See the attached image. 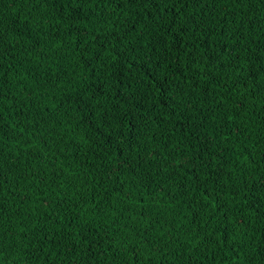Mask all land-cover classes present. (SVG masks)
<instances>
[{
  "label": "trees",
  "instance_id": "obj_1",
  "mask_svg": "<svg viewBox=\"0 0 264 264\" xmlns=\"http://www.w3.org/2000/svg\"><path fill=\"white\" fill-rule=\"evenodd\" d=\"M76 7L0 0V264H264V0Z\"/></svg>",
  "mask_w": 264,
  "mask_h": 264
},
{
  "label": "snow or ice",
  "instance_id": "obj_2",
  "mask_svg": "<svg viewBox=\"0 0 264 264\" xmlns=\"http://www.w3.org/2000/svg\"><path fill=\"white\" fill-rule=\"evenodd\" d=\"M68 3H75L77 7L73 9L72 16L75 17L79 15L80 12L84 11L86 5H94L93 11L90 13V16L95 15V8H100L101 5H103L104 9H107L109 5H115V8L111 9L110 12H105V15L101 17V20L106 21L107 17L109 15H115L116 9H120L121 14L124 12H127L129 9L132 10L133 15L137 17L135 23L133 24V28L129 29V31H133L135 28V24H139L141 22V10L145 13V15H151L153 19L158 20H164L166 17L164 16V12L166 10L173 11L175 13V16L173 17V23L170 24V27H176V24L179 23L177 17H179L180 9H182L184 6H194V7H200V4L205 2V0H67ZM195 22V18H193L191 21L186 22L185 24L180 25V31L181 32H187L192 31V28L190 25ZM8 39L7 36L4 35L3 31L0 30V49L3 47V43ZM124 39H127V36H124L121 38V41ZM184 41H179V44H183ZM164 45H167V42H164ZM154 47V45H153ZM195 48V44L193 45ZM11 51V49H10ZM178 53L182 54L188 51L187 48H178L176 50ZM193 55H195V51L193 52ZM172 59L171 56L166 57L163 60V63H168V61ZM215 63V61H213ZM129 66L130 63H129ZM169 88L168 82L166 80L160 82V88ZM167 96V93H165ZM175 102V101H173ZM246 107V105H245ZM121 147H124V145H121ZM135 147V145H133ZM121 156H123V153H120ZM126 160L121 161V164L125 163ZM0 252H2V249H0ZM3 257L0 256V260H2Z\"/></svg>",
  "mask_w": 264,
  "mask_h": 264
}]
</instances>
